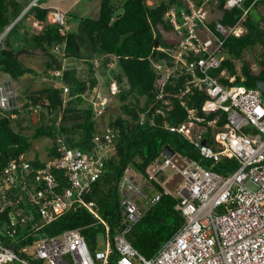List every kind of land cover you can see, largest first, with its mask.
Instances as JSON below:
<instances>
[{"label": "built area", "instance_id": "built-area-1", "mask_svg": "<svg viewBox=\"0 0 264 264\" xmlns=\"http://www.w3.org/2000/svg\"><path fill=\"white\" fill-rule=\"evenodd\" d=\"M185 1L188 7L180 9V20L172 7L164 14L177 34L172 49L173 67L159 62L154 66L164 70L165 78L176 68L190 76L175 93L178 103L186 109L185 117L177 124L165 121L164 127L186 138L197 158L173 148L171 156L161 153L148 166L146 176L136 175L126 167L116 184L119 223L114 229L99 217L94 202L84 198L102 174L104 160L113 149L112 128L96 133L86 153L67 147L58 137L57 155L43 165L32 166L24 155L12 159L0 177V212L7 204L12 209L7 221L0 225V264H264V93L256 86L229 84L235 76L226 69L217 75L210 72L225 58L221 49L224 38L243 34L244 26L241 21L224 25L214 16L211 29V11L205 7L206 1L199 7L193 0ZM241 3L242 0H226L225 8L239 7ZM50 13L52 22L68 29L63 13L56 8ZM249 69L258 73L260 67L252 59ZM220 78L228 83L220 82ZM11 81L9 74L0 72L1 111L13 107L10 98L16 100ZM194 89L207 97L202 114L184 100L186 96L191 98ZM117 91V85L111 83L110 92ZM161 97L162 93L156 98ZM163 102L166 105L167 101ZM156 112L165 115L166 106ZM145 120L142 114L139 123ZM147 120L153 124L154 117ZM221 160H225L222 168L214 169ZM53 170L64 172L66 184L60 185ZM160 174L173 182L169 189L164 188V193L177 198L175 207L184 223L147 257L134 248L127 234L140 219V203L152 205L162 195L157 191L150 197L146 192ZM164 182L159 184L163 186ZM2 188L11 189L12 196L4 194ZM80 207L103 223L104 249L91 252L79 228L22 242L19 231L28 223L30 230L37 232L70 209Z\"/></svg>", "mask_w": 264, "mask_h": 264}, {"label": "trees", "instance_id": "trees-1", "mask_svg": "<svg viewBox=\"0 0 264 264\" xmlns=\"http://www.w3.org/2000/svg\"><path fill=\"white\" fill-rule=\"evenodd\" d=\"M29 1L18 8L20 6L16 0H0V35L10 26L0 42V72L9 74L12 80L33 72L34 69L23 65L19 54L33 52L28 48L34 46L47 58L42 73L57 85L52 83L31 94H26L25 101L19 106L7 111L0 110V177L9 161L17 159L20 155H24V159L34 167L45 162V160L28 158L26 152L30 148L29 137L15 130L11 124V115H20L22 109H29L31 113L33 111L30 110L31 108L42 106L53 115V124H39L33 133L34 138L48 136L54 140L48 158L57 155L58 137L67 147L80 149L85 153L92 148V139L100 132L96 128L94 102L89 101L86 108H79V105L84 93L89 94L98 85L96 73L100 72L104 76V89L99 93L105 92L109 102L120 101L119 108L126 117L119 114L109 121V126L117 129L114 138L115 151L104 160L105 170L92 183L91 191L85 194L84 198L94 202L101 219L114 229L119 223L116 180L120 178L126 167L130 166L145 175L147 167L161 156L163 146L173 147L170 142L177 140H181L186 148L183 154L197 158L187 139L164 127L165 121L177 124L185 117L186 109L178 103L179 99L175 93L190 76L180 73L176 68L165 78L164 70L154 66L155 62H159L163 66L173 67L172 49L177 34L169 19L165 18V12L171 7L174 8L180 20V9L188 6L185 0H160L159 3L152 5L146 0H99L97 17H79V20L72 25L74 27L69 26L65 30L57 23L48 22L49 6L37 2L28 8V11H31L35 21L42 23V27L35 33L23 30L25 36V40H22L23 48L16 51L9 45L8 36L10 32L18 29L17 22L22 16L19 19L17 17ZM193 1L196 7L203 3V0ZM209 3L222 11L221 15L217 16L218 21L224 25H235L241 21L246 29L243 34L224 38L221 49L225 58L218 68L210 72L217 75L221 70L226 69L230 75L235 76L234 81L229 84L241 85L244 88L255 87L257 81H264V29L259 24L264 22V15L254 20L250 16L249 9L264 5V0H242L239 7L229 10L224 8L225 0H209ZM243 15L245 17L242 20ZM65 22L70 21L65 20ZM214 23L215 20L208 23L211 29ZM155 37L159 41L157 47H154ZM256 44L260 45L261 50L256 54L254 61L260 69L258 73H252L242 54ZM235 59H242L244 63L239 74L235 71ZM96 61L97 66L94 65ZM82 64H85L86 69L82 70ZM55 71H59L60 74L56 75ZM82 74L86 75L85 78ZM219 80L228 83L224 78ZM113 82L118 86L116 93L110 92V84ZM160 93L162 97L157 99ZM129 97L131 100H128ZM73 98L77 105L72 107L70 103L73 102ZM141 99L144 101L142 104H140ZM206 99V95L196 89L191 98L184 97V100L197 109L199 114H202L201 107ZM164 100L167 101L166 105ZM168 103L172 106L168 107L170 105ZM165 106V115L156 112L158 108ZM105 108L107 105L104 106ZM142 114L146 120L144 123H139ZM152 116L154 120L153 124H150L147 119ZM57 121L59 123H56ZM224 164L225 160H221L213 168L219 170ZM53 173L60 185L66 184L62 170H53ZM163 178L160 177L161 180ZM151 185L161 191L162 195L156 203L144 205L140 219L127 234V239L134 248L147 257L152 256L184 223L183 216L175 207L177 198L164 193L158 181L152 180ZM2 192L8 197L12 196L11 189L2 188ZM24 201L23 199L21 204L24 205ZM26 206L29 208V203L26 202ZM11 210V206L7 204L0 212V225L7 221ZM30 225L31 223H28L24 230L21 228L19 231L23 237L22 242H31L37 240V236L40 238L70 228H79L87 244L92 243L95 232L105 236L103 223L84 207L70 209L40 231L30 230Z\"/></svg>", "mask_w": 264, "mask_h": 264}, {"label": "rangeland", "instance_id": "rangeland-1", "mask_svg": "<svg viewBox=\"0 0 264 264\" xmlns=\"http://www.w3.org/2000/svg\"><path fill=\"white\" fill-rule=\"evenodd\" d=\"M21 8L28 0H16ZM146 2L150 5L159 3L160 0H146ZM40 4H47L49 5L50 9L56 8L61 13H63L65 20L70 21L69 23H66V26H72L73 23L77 22L79 17H91L95 18L98 15V8H99V0H39ZM32 4V2H31ZM207 7V6H206ZM23 10L28 11V7H25ZM25 11V13H26ZM51 12V11H50ZM47 13V21L52 22L53 18L51 17V13ZM250 16L254 20H258L261 15H264V5H259V7H252L249 9ZM23 14L22 11L20 12V18L17 22L18 29L12 31L9 33L8 36V42L9 45L14 48L16 51L22 50L23 48V42L22 40H25V36L23 34V30H27L31 33L38 32L41 27L42 23H38V21H35L31 11H28L26 14ZM260 27L264 29V22H259ZM76 25V24H75ZM74 27V26H72ZM10 28V27H9ZM7 29V31L9 30ZM245 28V27H244ZM243 29V32H245V29ZM26 48H28L26 46ZM29 50H33V52H29L26 54L25 52H21L19 54L20 60H22L24 66H29L32 69H34L33 72L25 73L22 77L17 78L16 80H12V83L14 85H18L20 87V91L22 93V100L25 99V94H31L35 92V90L41 89L42 87L49 86L52 83L54 85H57L56 82H52L51 78L46 77L42 71L44 69V61L47 59L46 56L42 55V53L39 51V49L35 48L34 46L31 48H28ZM261 50V47L259 44H256L255 46L245 50L242 54V58L245 60V63H248L252 61V59L255 58L256 54L259 53ZM235 71L239 74V71L241 70V67L243 66V60L242 59H235ZM94 65L97 66L98 62H94ZM112 65V64H111ZM82 70L86 69L85 64L81 65ZM98 77V85L95 86L91 92H86L82 96V102L79 105V108H86L88 107L89 101H93L95 99V103L93 106H95L96 112V128L97 130L104 129L106 126L109 125V121L116 117V115L121 114L123 117L124 115L121 113V110L119 108L120 101L114 100L112 102H109V98H107V94L105 92L99 93L101 90L104 89L103 81L104 76L101 75V73H96ZM85 74H82V77L85 78ZM15 88V86H14ZM32 89H35L32 91ZM15 91V89H14ZM103 96L106 98H103ZM67 98V96L65 97ZM130 97L128 98V100ZM73 102L70 103V106H76L77 103L75 102V98L72 99ZM126 100V101H128ZM131 100V99H130ZM101 101L104 103L106 102L107 108H102L100 106ZM144 101L141 99L140 104H142ZM15 103V101H14ZM13 103V104H14ZM16 106H19L18 104ZM35 108V107H34ZM31 108L30 110H33L31 113L28 110L22 109V112L20 115H11L12 121L11 124L14 127L15 130L20 131L21 133L27 135L30 140V148L28 150L27 156L29 159H37V160H46L49 157V153L51 152V147L53 146V139L48 136H40L37 138L33 137V133L36 129V127L41 125H49L53 124V115L49 114V111H46V109H43L42 106H37L35 109ZM36 112V115L35 113ZM48 112V113H47ZM126 117V116H125ZM56 123H59L58 121ZM68 123H72V121H68ZM58 125V124H57ZM56 126V125H55ZM57 128V126H56ZM77 134V133H76ZM75 134V137L78 138V136ZM66 136V135H64ZM186 139V138H185ZM159 140H161V137H159ZM171 145L175 148V150L180 151L183 153L186 148L182 144L181 140H177L176 142H170ZM204 166L207 167L206 163H203ZM105 170V169H104ZM173 183V182H172ZM172 183H167L168 187L166 189H169L172 186ZM153 194H149L151 197ZM138 200H142L141 197H138ZM146 206V205H145ZM144 205H140V210L142 213ZM99 214V213H98ZM39 238L38 236L36 237ZM91 252L94 250H102L105 246V239L103 234L96 233L93 237V241L91 244H89Z\"/></svg>", "mask_w": 264, "mask_h": 264}, {"label": "clouds", "instance_id": "clouds-1", "mask_svg": "<svg viewBox=\"0 0 264 264\" xmlns=\"http://www.w3.org/2000/svg\"><path fill=\"white\" fill-rule=\"evenodd\" d=\"M204 1H206L205 3H204V5H205V7L207 6V5H213V4H210L209 3V0H203V2ZM31 2H32V4H31ZM38 2V0H30L29 1V3L27 4V6L26 7H28V8H30L31 6H33L35 3H37ZM225 4H226V0H225ZM211 6H207L208 8H209V10L211 11V13L210 14H212V16H210V14H209V16L211 17V19L215 16V17H219L220 15H218V13H214L215 11H214V8H216V7H211ZM50 8V7H49ZM224 8H225V5H224ZM234 8V7H233ZM233 8H231V9H233ZM54 9V8H53ZM226 9V8H225ZM52 9H50L49 10V12L51 11ZM226 10H228V9H226ZM25 11L26 10H23L22 11V13L24 14L25 13ZM221 13H222V11H221ZM208 16V17H209ZM21 17V16H20ZM19 17V18H20ZM19 18H17V19H19ZM209 19V18H208ZM218 20V19H217ZM39 23V22H38ZM10 27V26H9ZM9 27H7V29L9 28ZM69 27V26H68ZM7 29H5V31L0 35V36H2V35H4L5 36V34L7 33ZM233 76V75H232ZM11 83H12V81H11ZM114 83V82H113ZM13 84V83H12ZM115 84V83H114ZM117 85V84H116ZM117 88H118V86H117ZM11 89V88H10ZM67 91V90H66ZM66 91H65V93H66ZM13 92H15L14 91V89H13ZM64 93V94H65ZM103 98H105L104 96H103ZM106 99V98H105ZM92 101V100H91ZM93 102L95 103V99L93 100ZM14 103V102H13ZM12 103V105H13V107L14 106H16V100H15V103L13 104ZM98 104V103H97ZM96 103H95V105H97ZM107 103L106 102H104L103 104H100V106H102V108H104V106L106 105ZM95 111H96V109H95ZM124 115V114H123ZM124 117H125V115H124ZM112 128L114 131H115V133H114V137H113V142H112V146H113V149L112 150H110V153H108V155L107 156H110V155H113L114 153L112 152V151H114L115 150V146H114V138H115V135H116V132H117V129H114L113 127H111V126H106L104 129H101V130H98V131H100V132H98V133H101V132H103L106 128ZM110 146V145H109ZM169 147H171V146H169ZM172 149H173V147H171ZM165 155V154H164ZM52 158V157H51ZM48 159H50V158H48ZM47 160V159H46ZM131 170H132V172L133 173H135L136 175H139V176H146L147 175V170H146V173H145V175L144 174H142V173H140V172H137V171H135L133 168H131L130 166H128ZM148 168V167H147ZM103 171H104V167H103ZM124 171V170H123ZM103 173V172H102ZM123 174V173H122ZM122 174H121V176H122ZM102 175V174H101ZM100 175V176H101ZM121 176H120V178H121ZM161 176H163L164 178L161 180L160 179V177ZM120 178H117V180H116V182H118V180L120 179ZM157 180H159L160 182L161 181H165L164 182V185L162 186L163 187V190H164V188L165 187H168V185H167V183H172V181L170 180V179H168L167 178V176H166V174H160L158 177H157ZM156 180V181H157ZM158 181V182H159ZM117 184V183H116ZM173 184V183H172ZM117 186V185H116ZM117 188V187H116ZM116 191H117V189H116ZM158 190L156 189V188H154L152 185H151V183H150V185L148 186V187H146V192H147V194L149 195V194H154L155 192H157ZM118 194V193H117ZM118 199H119V195H118ZM91 201V200H90ZM145 205L143 202H141L140 203V205ZM28 208V207H27ZM29 209H30V211H32V209L33 208H31L30 206H29ZM34 210V209H33ZM96 210V209H95ZM97 211V210H96ZM33 212V211H32ZM68 212V211H67ZM98 213V212H97ZM99 215V214H98ZM100 217V216H99ZM97 218V217H96ZM101 218V217H100ZM100 221V220H99Z\"/></svg>", "mask_w": 264, "mask_h": 264}, {"label": "water", "instance_id": "water-1", "mask_svg": "<svg viewBox=\"0 0 264 264\" xmlns=\"http://www.w3.org/2000/svg\"><path fill=\"white\" fill-rule=\"evenodd\" d=\"M159 45L158 38L155 37L154 39V47H157ZM256 87L259 88L263 93H264V81H257ZM10 88V87H9ZM11 104L14 102L13 98H10ZM205 139L203 140V143H205ZM162 153L165 154L166 156H171L173 154V149L169 147V145H164L162 149ZM68 258L70 257L69 255L67 256Z\"/></svg>", "mask_w": 264, "mask_h": 264}, {"label": "crops", "instance_id": "crops-1", "mask_svg": "<svg viewBox=\"0 0 264 264\" xmlns=\"http://www.w3.org/2000/svg\"><path fill=\"white\" fill-rule=\"evenodd\" d=\"M38 2H39V0H38ZM45 5H47V4H45ZM49 6V5H48ZM207 6H211V5H207ZM211 7H213V5L211 6ZM214 13H218V15H221V11H219L218 9H216V8H214ZM210 16H212V14H210ZM208 17L209 19L208 20H211V17ZM14 86H15V88H14ZM13 89H15V95H16V105L18 104V105H20L23 101H25V99L24 100H22V93H21V91H20V87L18 86V85H14L13 84ZM33 90H35V89H32V91ZM36 91V90H35ZM25 96H26V94H25ZM24 96V97H25ZM35 113V115H36V112H34Z\"/></svg>", "mask_w": 264, "mask_h": 264}, {"label": "bare ground", "instance_id": "bare-ground-1", "mask_svg": "<svg viewBox=\"0 0 264 264\" xmlns=\"http://www.w3.org/2000/svg\"><path fill=\"white\" fill-rule=\"evenodd\" d=\"M3 172V171H2ZM1 183V182H0Z\"/></svg>", "mask_w": 264, "mask_h": 264}]
</instances>
